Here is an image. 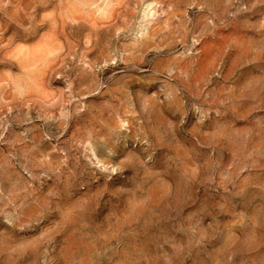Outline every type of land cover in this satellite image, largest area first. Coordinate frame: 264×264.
I'll use <instances>...</instances> for the list:
<instances>
[{"label": "rangeland", "instance_id": "1", "mask_svg": "<svg viewBox=\"0 0 264 264\" xmlns=\"http://www.w3.org/2000/svg\"><path fill=\"white\" fill-rule=\"evenodd\" d=\"M0 264H264V0H0Z\"/></svg>", "mask_w": 264, "mask_h": 264}]
</instances>
